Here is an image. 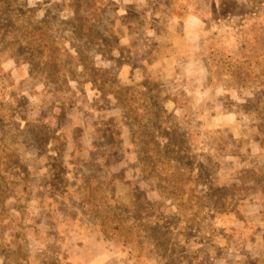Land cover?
Masks as SVG:
<instances>
[{"label": "rangeland", "instance_id": "1", "mask_svg": "<svg viewBox=\"0 0 264 264\" xmlns=\"http://www.w3.org/2000/svg\"><path fill=\"white\" fill-rule=\"evenodd\" d=\"M0 264H264V0H0Z\"/></svg>", "mask_w": 264, "mask_h": 264}]
</instances>
